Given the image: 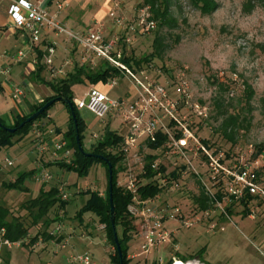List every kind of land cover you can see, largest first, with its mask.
I'll list each match as a JSON object with an SVG mask.
<instances>
[{"label": "rangeland", "instance_id": "obj_1", "mask_svg": "<svg viewBox=\"0 0 264 264\" xmlns=\"http://www.w3.org/2000/svg\"><path fill=\"white\" fill-rule=\"evenodd\" d=\"M108 1L118 4L127 19H133L143 6V0ZM214 1L217 3V9L210 15H203L192 7L190 0H170V13L176 20L177 26L170 31H161L168 47L161 59L144 63L135 71H144L150 81L166 88L169 98L179 102V116L183 118L189 130L209 153L219 158L224 168L230 169L237 163L240 155L248 152L250 146L255 150L258 146H264L262 102L264 99V6L257 5L248 12L244 7L246 0ZM78 2L84 8L86 21L80 19L75 23L68 22L70 25L68 27L86 29L96 20H103L101 22L105 24V30L112 31L113 28L110 26L112 24L107 20L106 7L102 0L100 4H91L92 0H78ZM102 10L105 16L93 20L92 14ZM83 26L86 28H82ZM157 32L158 27L149 34H138L129 47L121 43L118 49L126 58L142 59L152 52V43ZM60 39H57L54 69L61 68L64 74L53 76L51 71H47L48 81L65 76V73L76 66L85 65L90 72L97 70L90 65V62L98 66V60L92 61L91 58L84 60L82 51L72 43ZM115 79L117 84L108 91L109 98H127L125 93L128 91H132V98L136 97L137 91L132 80L123 74ZM181 79L188 87L189 106L184 105L178 92ZM22 83L23 79L17 82L21 86ZM246 84L254 91L251 101L252 112L247 116L248 125L237 133L235 143L232 144L219 134L220 119L217 116L220 112H232L238 107V99L243 94ZM220 85L224 86L223 92L219 89ZM43 87L51 91L46 84H42L41 88ZM41 88L36 89L39 94L44 90ZM88 88L85 82L75 84L72 87V102L76 104L85 99ZM217 96H222L219 109L213 105V99ZM32 99L36 103L39 101L35 95ZM194 105L205 109L206 117L194 113ZM9 111V102L0 98V120L4 125H7L6 118ZM77 113L85 124L81 142L82 149L86 153L98 143L106 130L115 132L121 137L127 132V127L117 115L112 116L111 119L107 117L99 120L85 108L77 109ZM47 117L51 118V127L54 131L65 133L70 120L68 110L62 102L54 103L41 121L46 122ZM41 121L35 122L27 135L15 136L10 147L0 149V205L8 209L9 220L12 217L19 218L28 229L27 238L21 245L10 248L12 258L9 264H64L61 253H66L67 249L70 250V254L66 256V264H71V257L83 253H90L94 264H112L110 256L114 251L105 239V232L100 228L101 224L97 216L91 212H84L81 219L77 218V213L88 198L87 191L98 192L101 196H105L108 182L107 169L103 164L94 162L87 174L80 176L74 171L56 165L61 160H48L50 151L49 154L39 156L35 151L34 132L36 129H40L42 133L48 130L47 127L42 126L44 123L39 126ZM163 121L168 124L167 119ZM146 141L147 137L139 139L138 147L130 150V155L122 162V170L118 173L117 181L125 183V173L128 169L139 181L138 173L145 163V157L156 153L146 148ZM190 149L186 151L185 159L159 152L157 163L165 168L162 178L166 182L162 185L158 202L162 206H180L186 214L194 215L198 212L193 197L199 194L201 187L209 194L217 192L223 194L226 178L219 181L213 179L202 153L196 152L192 145ZM5 158L12 161V167H4ZM40 165L51 174L52 179L49 182H39L34 179L37 167ZM174 170L178 172L176 180L168 176ZM22 174H25L23 186L27 188L26 193L7 190L4 187L5 183L15 181ZM162 178L159 179L160 182ZM141 182L144 183V180ZM172 182L177 184V188L173 187ZM51 188H57L58 198L61 191L66 193L67 204L62 210L56 204L44 219L33 225L28 212L23 209V204L38 196L42 189L48 191ZM221 206L222 210H212L209 216L200 217V221L190 229L181 228L176 221L166 222L165 227L172 232L173 243L156 249L147 257L131 260L130 264L153 262L166 264L172 261V258H177L176 254L189 256L197 254L200 250H203L201 258L208 264H264V205L259 206L254 220L248 215L243 216V208L240 205H229L224 201ZM228 206L231 214L225 210ZM45 219L55 220L46 231L42 224ZM57 223L63 225L64 233L65 225L72 227V230L64 237L60 234L49 241L44 234L46 233L47 236ZM134 226H136L135 221ZM118 235L120 237L119 229ZM67 239L69 242L65 241ZM139 244L135 228L131 239L127 242V255L138 253ZM1 248L0 264H7V253L3 251L7 247L1 245L0 241ZM196 261L197 259L191 262Z\"/></svg>", "mask_w": 264, "mask_h": 264}, {"label": "built area", "instance_id": "obj_2", "mask_svg": "<svg viewBox=\"0 0 264 264\" xmlns=\"http://www.w3.org/2000/svg\"><path fill=\"white\" fill-rule=\"evenodd\" d=\"M8 1V15L11 26L28 35L29 50L40 45L45 34H51L52 38L48 40L45 46L43 64L51 71L53 76L64 74L61 68L54 69V57L58 47L57 39L62 38L82 51L84 60L91 58L92 61H105L134 82L137 91L134 98L111 99L95 86H89L85 99L76 104L74 103L76 109L85 108L99 120L114 115L121 119L122 124L127 126L122 146L124 161L130 155V150L138 147L137 142L139 139L147 137L146 142H155L156 134L161 133L167 137V142L153 154L157 158L161 152H165L185 159L186 151L191 150L190 145H192L196 152L200 151L202 153L212 172L213 179L219 181V179L226 178L221 201L216 198V193L209 194L205 191L210 199V207L206 210H197V214L191 215L186 214L180 206H162L158 202V196L153 199H141L137 191L139 181L128 169L125 173V183L117 181L116 184L124 192L131 194V202L127 207V213L136 223V235L140 242L138 253L128 256L130 261L147 257L156 249L173 243L172 232L165 227L166 222L176 221L181 228L190 229L200 221V217L209 216L212 210H222L221 204L224 201L228 202L229 205H239L245 196L252 197L253 200L247 205V215L251 220L255 219L257 209L259 206L264 205V150L257 152L250 146L246 154L239 156L236 164L230 169L224 168L219 158L214 156L213 153H209L186 126L183 118H180L178 113L179 102L172 101L169 98L166 88L161 84L150 81L144 71L136 72L120 61L123 53L118 49L119 44L122 43L129 47L136 35L149 34L157 28V23L152 18L149 6L143 5L133 19H127L123 16L119 5L113 4L108 12L113 31L107 32L105 24L101 21L94 22L91 27L86 29H72L61 22L58 15L68 7V0ZM49 1L54 2L55 11L53 13L49 11L47 5ZM26 55V51L18 50L14 54L13 60L20 62ZM90 63L93 67L97 66L92 62ZM4 73L8 74L9 70L6 69ZM116 84V79L111 78L105 84V87L110 90ZM187 90L186 82L181 79L178 92L185 106H189ZM12 97L16 100L21 99L23 97L22 89L19 87L14 88ZM193 111L199 116L206 117L205 109H201L198 105L193 106ZM164 119L168 120L167 125L164 123ZM170 123H172L171 127H169ZM176 132L181 134L178 139L175 138ZM34 143L35 151L39 156L49 154L48 151H50L48 160H61V162L71 164L72 152L66 148L67 143L62 136L55 134L54 130H50L47 135H44L40 129H36ZM157 158L152 165L154 170H158L160 166L157 163ZM3 165L4 167H12L13 163L5 158ZM143 167L144 165L141 166L138 175L143 173ZM162 176H164L162 173H158L155 177L161 188L166 182ZM160 178H162V182H160ZM34 179L39 182H49L52 176L40 165L37 167ZM172 184L173 187L177 188L176 183L172 182ZM59 199L66 202L68 201V195L61 191ZM100 228L104 230L103 225H100ZM61 233H63V225L57 223L54 230L50 231L48 235L53 239ZM4 234L5 230L0 228L1 245L9 249L21 245L27 238L11 243L4 239ZM176 261L180 260L172 258L171 264H176ZM180 262L187 263L190 261ZM70 263L94 264L90 253L73 256Z\"/></svg>", "mask_w": 264, "mask_h": 264}, {"label": "trees", "instance_id": "obj_3", "mask_svg": "<svg viewBox=\"0 0 264 264\" xmlns=\"http://www.w3.org/2000/svg\"><path fill=\"white\" fill-rule=\"evenodd\" d=\"M192 7L201 12L203 15H210L217 9V3L214 0H190ZM143 5H147L150 7V12L153 20L156 21L158 32L152 43V52L146 57L134 60L132 58H126L123 54L120 61L125 64L130 69L134 70L140 69L141 65L144 63H150L154 59H161L162 54L167 49V45L165 43V36L161 35V31L166 30L170 31L177 26L176 20L172 17L170 13V0H143ZM260 5L264 6V0H246L244 2V7L246 11H250L255 6ZM44 54L38 53L37 56V67L35 69V78L40 83L46 84L53 95L49 98L44 99L39 105L32 108L30 114L22 117H17L14 120L13 125L6 126L0 120V123L10 129H16L14 133H9L2 128H0V149L10 147L13 144V138L15 136L23 137L27 135L35 122L40 121L42 118L46 116L47 110L44 111L40 116H38L33 121L29 123H25L22 127H19L21 123L25 122V120L31 116L33 113L38 111L44 104L48 101L55 98H67L70 100L73 111L76 117V128L74 126L73 120L71 118V113L66 104H64L69 113L70 124L65 131V133L61 134L58 130L55 131L57 135H61L62 138L66 141V148L72 151V162L71 164H66L64 162H57L56 165L59 167L65 168L68 171H74L78 175L83 176L86 175L90 166L94 162H99L105 166L108 173V163L112 166V202L114 207V225L115 231L117 233L118 242L120 246L121 258H119L118 250L114 243L113 230L110 224V204L108 197V182L107 189L105 191V196H101L98 192L87 191L88 198L85 201L84 205L77 213V218L81 219V216L84 212H91L95 214L99 220V223L104 226L105 239L113 248V255L110 256V260L112 264H130V260L127 255V242L131 239V234L135 229L134 221L129 217L127 213V207L131 202V194L124 192L121 188L117 187V176L118 173L122 170V162L124 161V154L122 152L123 146V137L118 135L115 132L106 130L102 138L98 141L96 145H94L90 152L81 153L76 144V135H78L80 140V145L82 147L81 142V134L85 128V124L83 120L78 116L77 109L72 102L73 93L72 87L77 83L88 82L91 85H96L101 83L105 85L111 78H115L121 75V72L112 67L109 63L105 61H99V65L95 67L97 70L95 72L88 71L85 65L76 66L72 69V71L65 73V76L58 77L52 79L50 81L41 78L42 73L46 69V66L41 62ZM224 86L220 85V90L224 91ZM254 96V91L251 86L247 85L244 88L243 94L238 99V107L233 108L232 112L225 111L220 112L217 118L220 119V124L218 127V132L222 136V138L229 142L235 143V136L241 130H243L248 125L249 114L252 112L251 101ZM264 104V99L262 100ZM222 103V96L216 97L213 99V105L216 109H219ZM172 126V123L169 124V127ZM77 131V132H76ZM180 133H175V138H180ZM19 140V139H18ZM167 142V137L164 134L157 133L155 142H146V146L148 149L152 151H156L164 146ZM204 144H206L204 142ZM264 146H258L257 152L261 151ZM89 154L91 156H87ZM97 156V157H95ZM100 157L106 159V161L101 160ZM156 155L149 154L144 159V167L143 173L139 176V187H138V195L141 199H153L157 197L162 188L159 186L158 180L155 179L158 173L165 174V168L163 166H159L158 170H154L152 165L156 160ZM168 176L176 180L178 178V172L176 170L170 172ZM25 174L20 175L16 178L15 181L5 183L4 187L7 190H18L26 193L27 188L23 186V179ZM168 177V178H169ZM144 180V183L141 182ZM170 180V179H169ZM222 193L217 192L216 198L221 201ZM253 200L250 196H245L239 203V205L243 208V216L247 215V205L249 202ZM193 203L197 210H206L210 207V199L206 195V192L203 187L199 191L197 196L193 197ZM56 204L59 205V209H64L67 202L60 201L58 198V190L57 188H51L48 191L41 190L38 196L33 197L26 201L23 204V209L28 212L29 216L32 219V224L37 225L38 221L44 219L48 214L49 210L53 208ZM260 205V204H258ZM226 212L231 214L230 206L225 208ZM10 213L7 208L0 205V228L5 230L4 239L8 240L11 243L19 242L27 237L28 229L25 227L23 222L19 218H11L8 219ZM55 220H44L43 228L48 229L51 223ZM118 229L120 231V237L118 235ZM45 237L49 238V235ZM203 250H200L195 255L189 256H181L176 254L178 260L187 262L197 259L202 264L206 263L202 258ZM182 263V262H181ZM189 263V262H188ZM151 264H158L153 262ZM166 264H171V261ZM183 264V263H182Z\"/></svg>", "mask_w": 264, "mask_h": 264}, {"label": "crops", "instance_id": "obj_4", "mask_svg": "<svg viewBox=\"0 0 264 264\" xmlns=\"http://www.w3.org/2000/svg\"><path fill=\"white\" fill-rule=\"evenodd\" d=\"M104 5H105V11H106V16L107 20L110 22L108 18V12L112 7V3L108 0H102ZM69 2V8L64 9L59 15L58 19L66 24L67 26H70L68 22H73L75 23L76 20L79 21L80 19L83 21H86L85 18V11L82 6H80L78 0H68ZM101 0H92L91 4L94 3H99L100 4ZM49 7V11L53 13L55 11V6L54 2H48L47 3ZM8 10H9V1L8 0H0V98L5 99L9 102L10 104V111L9 114L6 118L7 125L6 126H11L14 123L15 118L17 117H22L30 114V111L32 110L33 107L39 105L44 99L49 98L53 95L51 91H49L46 88H41L43 83H40L37 78H35V69L37 67V56L38 53L44 54L45 52V45L47 44L48 40L52 38L51 34H45L43 41L41 42L40 45L36 46L32 50H29V40H28V35L20 30H16L11 26V22L9 19L8 15ZM93 13V12H92ZM104 11H99V12H94L92 14V19H102L104 16ZM79 18V19H78ZM96 21H103V20H96ZM95 21V22H96ZM93 23H91V26ZM89 26V27H91ZM112 26V25H110ZM87 27V28H89ZM72 28H75L72 26ZM75 28V29H79ZM82 28H86L83 26ZM113 28V26H112ZM113 31V29H112ZM111 32V31H110ZM62 39V38H61ZM60 39V40H61ZM18 50H24L26 51L27 55L26 57L20 61V62H15L13 60L14 54ZM56 56V55H55ZM43 63V58L42 61ZM54 67H55V61H54ZM8 69L9 73L5 74L4 71ZM47 71H49L47 68L44 70L42 73V77L45 80H47ZM72 71V69L70 70ZM23 79L22 86L18 85L17 82L20 79ZM48 81V80H47ZM87 86H95L98 88L101 92L103 93H108L109 89L105 87V85L98 83L96 85H91L88 82H85ZM19 87L23 91V97L21 99H13V89ZM37 88L44 89L41 94L38 93L36 90ZM35 95L36 99L39 101L36 103L34 102V99H32V96ZM127 98H132V91H128L125 93ZM128 95L130 97H128ZM109 119L113 118L112 116L108 117ZM41 121V120H40ZM43 124L42 126L47 127V132L43 133L44 135L48 134V131L53 130L51 127V118L47 117L46 122L41 121L39 123ZM125 126V125H124ZM127 127V126H126ZM34 139H35V132H34ZM72 227L66 226L65 225V233H61L62 237L64 235L70 233ZM61 237V238H62ZM60 238V239H61ZM66 238V237H65ZM49 241L52 240L50 237L48 239ZM68 241L69 240H65ZM2 248L0 249V254H1ZM3 251H6L7 257H6V262L7 264L10 263L11 260V250L4 248ZM67 253V254H66ZM66 253L62 252L61 254L63 255V262L66 264V256L70 254V250L67 249ZM54 256V254H52ZM57 257V256H55ZM198 264H200L199 261H197ZM50 264V263H47ZM202 264V263H201Z\"/></svg>", "mask_w": 264, "mask_h": 264}, {"label": "water", "instance_id": "obj_5", "mask_svg": "<svg viewBox=\"0 0 264 264\" xmlns=\"http://www.w3.org/2000/svg\"><path fill=\"white\" fill-rule=\"evenodd\" d=\"M56 102H62L63 104H66L68 106L70 113H71V118H72L74 126L76 128V117H75V113L73 111V106H72L69 99L62 98V97L55 98V99L48 101L38 111L33 113L31 116H29L25 120V122L21 123L19 127H22L25 123H29L30 121H33L34 119H36L38 116H40L44 111H46L50 106H52ZM0 128H2L3 130H5L9 133H14L16 131V129H10V128L4 127L1 123H0ZM76 144L78 146L79 151L81 153H84V151L80 145V140H79L78 135H76ZM86 155L91 156L89 154H86ZM95 157H97V156H95ZM100 158H101V160L106 161V159H104L103 157H100ZM112 190H113L112 189V166H111V164L108 163V197H109V204H110V224H111V227L113 230L114 243H115L116 248L118 250L119 258H121L120 246H119L118 237H117V233L115 231V225H114L115 217H114V207H113V202H112ZM120 264H122V263L120 262Z\"/></svg>", "mask_w": 264, "mask_h": 264}, {"label": "bare ground", "instance_id": "obj_6", "mask_svg": "<svg viewBox=\"0 0 264 264\" xmlns=\"http://www.w3.org/2000/svg\"><path fill=\"white\" fill-rule=\"evenodd\" d=\"M177 263L176 264H182L180 261H176ZM183 264H198V263H196V262H187V263H183Z\"/></svg>", "mask_w": 264, "mask_h": 264}]
</instances>
